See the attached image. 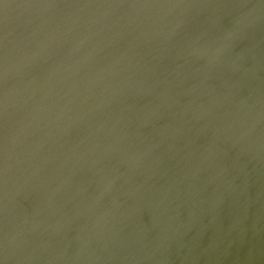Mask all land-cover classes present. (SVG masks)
I'll return each mask as SVG.
<instances>
[{
    "label": "water",
    "instance_id": "water-1",
    "mask_svg": "<svg viewBox=\"0 0 264 264\" xmlns=\"http://www.w3.org/2000/svg\"><path fill=\"white\" fill-rule=\"evenodd\" d=\"M244 1L0 0V264H264Z\"/></svg>",
    "mask_w": 264,
    "mask_h": 264
},
{
    "label": "bare ground",
    "instance_id": "bare-ground-1",
    "mask_svg": "<svg viewBox=\"0 0 264 264\" xmlns=\"http://www.w3.org/2000/svg\"><path fill=\"white\" fill-rule=\"evenodd\" d=\"M248 0H245L244 2L246 3ZM254 3L252 2V3H247L246 5H249V6H252ZM242 5V4H241ZM239 127V126H238ZM219 144H221V143H219ZM167 163V162H166ZM177 174H179V172L177 171V173L176 174H174V175H177ZM179 182V181H178ZM178 182H176V183H178ZM175 183V181H171V182H165V183H163L164 185H168V184H176ZM32 220V218H29V219H27L26 221H25V224H29L30 223V221ZM28 227V226H27ZM33 231H31V230H28V233L30 234V233H32ZM33 242V241H32ZM28 246H26V248L25 247H22L21 248V250L19 251V254H17V255H15V257H20V256H22L21 254V252H28ZM256 252H257V254H262V255H260V256H264V243L263 244H261V246H259V247H257V249H256ZM21 253V254H20ZM259 261V260H258Z\"/></svg>",
    "mask_w": 264,
    "mask_h": 264
}]
</instances>
